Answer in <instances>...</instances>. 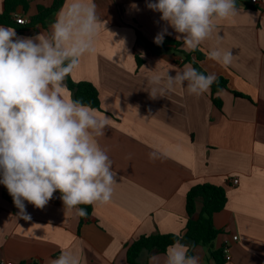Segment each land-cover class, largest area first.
Here are the masks:
<instances>
[{
    "label": "crops",
    "instance_id": "obj_1",
    "mask_svg": "<svg viewBox=\"0 0 264 264\" xmlns=\"http://www.w3.org/2000/svg\"><path fill=\"white\" fill-rule=\"evenodd\" d=\"M52 2L30 0L26 14L21 7L16 12L29 18L38 5ZM95 4L106 29L97 35L95 51L85 54L70 76L96 86L98 115L111 118L110 127L96 139L116 172L112 198L91 205L90 216L80 225L76 208L65 210L57 191L43 209L25 201L31 216L25 221L3 197L0 184V264H50L62 251L76 255L80 264H129L127 245L140 236L185 231L186 195L200 183L221 186L227 193L225 207L213 215L220 233L212 247L193 248L200 264H215L210 251L223 247L225 239H230L225 264H264V0H236L238 13L216 21L212 36L200 45L205 54L202 68L228 80V89L214 95L222 101L220 109L211 88L196 96L178 87L151 99L146 90L153 75L169 71L175 76L174 68L190 64L183 63L180 54L156 49L137 37L135 28L154 43L165 26L161 13L148 9L146 0ZM60 9L46 28L15 29L17 35H49ZM3 10L0 0V14ZM168 31L172 34L166 36L177 40L171 27ZM215 47L231 51L230 65L208 58ZM136 56L143 59L140 66ZM62 94L72 98L65 82ZM156 150L160 157L150 159L149 153ZM234 177L238 184L232 183ZM200 208L198 203L195 217ZM234 235L237 241L231 240ZM146 264H165V253L153 252Z\"/></svg>",
    "mask_w": 264,
    "mask_h": 264
},
{
    "label": "clouds",
    "instance_id": "obj_2",
    "mask_svg": "<svg viewBox=\"0 0 264 264\" xmlns=\"http://www.w3.org/2000/svg\"><path fill=\"white\" fill-rule=\"evenodd\" d=\"M132 7H137L135 4ZM146 7L161 13L165 26L154 37L158 46L171 35L183 46L196 51L209 39L215 22L235 16L236 0H146ZM105 27L96 11L95 0H64L49 35L21 37L15 28L0 26V184L19 209L18 217L31 220L25 201L43 209L60 192L65 210L78 205L108 203L116 184L112 160L96 137L110 127L111 118L81 100L62 94L65 79L79 68L81 58L95 51V40ZM218 40L221 37H217ZM209 59L230 65V50L215 47ZM195 57L175 76L153 75L149 79L151 99L166 91L186 88L192 95L207 92L217 77L192 64ZM158 150L150 159H158ZM178 237L165 253V264H200L190 255V246ZM50 264H80L76 255L62 251Z\"/></svg>",
    "mask_w": 264,
    "mask_h": 264
},
{
    "label": "trees",
    "instance_id": "obj_3",
    "mask_svg": "<svg viewBox=\"0 0 264 264\" xmlns=\"http://www.w3.org/2000/svg\"><path fill=\"white\" fill-rule=\"evenodd\" d=\"M3 2L4 10L0 14V26L12 27L16 30H25L37 25H41L46 28L53 20L55 13L64 4V0H53L52 4L48 7L38 5L37 12L34 15L29 16L27 24L22 25L18 24L13 19L12 14L20 7L22 8L23 13L26 14L29 8L30 0H3ZM135 31L138 38L145 40L154 48L159 50H169L174 54H180L183 57V63H191L192 58L195 57L198 63L192 64V66L197 68L198 71L207 74L201 66V62L205 58V54L199 49L196 51H186L181 48L182 43L180 41L169 36H165L164 43L158 46L155 43L148 42L138 29L135 28ZM136 61L138 66L143 63V59L139 56H136ZM64 82L66 88L72 94V99L81 100L83 103L90 105L94 109H100L99 91L93 83L89 81L76 82L71 78V76H68ZM210 88L213 102L217 108L220 109L222 107V101L214 95L221 89H228V80L224 77H218ZM232 93L235 96L249 98L236 91H232ZM2 194L6 200L14 205L13 199L4 185ZM226 201L227 193L221 186L211 183H200L192 186L186 195L187 222L185 231L181 234L156 233L140 236L127 245V262L129 264H146L148 257L153 252L166 253L167 247L178 237L182 238V243L190 246V255H193V248L199 244L204 246L208 245L211 248L214 240L220 233V231L216 229L213 224V215L225 207ZM198 203L201 204V208L198 212V216L195 217ZM79 206L87 212L86 217H81L80 225H82L91 214V205L82 204ZM144 254H146V259L142 260ZM210 254L215 264H225L227 261L224 247L211 249Z\"/></svg>",
    "mask_w": 264,
    "mask_h": 264
},
{
    "label": "built area",
    "instance_id": "obj_4",
    "mask_svg": "<svg viewBox=\"0 0 264 264\" xmlns=\"http://www.w3.org/2000/svg\"><path fill=\"white\" fill-rule=\"evenodd\" d=\"M249 1H250V3H252V4H255V3H257L259 0H249ZM12 16H13V19H14L18 24L25 25V24H27L28 21H29L28 18H27L24 14H20V13L15 12V13L12 14ZM232 183H233V184H238V183H239L238 178L234 177V178L232 179ZM231 240H232V241H237V240H238V236H237V235L232 236ZM223 247H224V250L226 251V257H228V255H229V251H230V239H225V240L223 241Z\"/></svg>",
    "mask_w": 264,
    "mask_h": 264
}]
</instances>
